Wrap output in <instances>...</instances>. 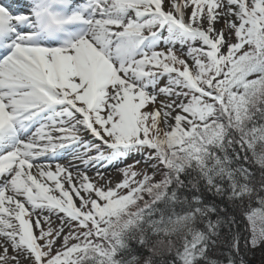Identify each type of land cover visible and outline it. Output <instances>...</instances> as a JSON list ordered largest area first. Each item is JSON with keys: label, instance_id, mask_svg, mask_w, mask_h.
<instances>
[{"label": "snow or ice", "instance_id": "1", "mask_svg": "<svg viewBox=\"0 0 264 264\" xmlns=\"http://www.w3.org/2000/svg\"><path fill=\"white\" fill-rule=\"evenodd\" d=\"M0 264H264V0H0Z\"/></svg>", "mask_w": 264, "mask_h": 264}, {"label": "rangeland", "instance_id": "2", "mask_svg": "<svg viewBox=\"0 0 264 264\" xmlns=\"http://www.w3.org/2000/svg\"><path fill=\"white\" fill-rule=\"evenodd\" d=\"M60 162H61V163H64V161H63V160H61ZM110 171H112V170L110 169Z\"/></svg>", "mask_w": 264, "mask_h": 264}]
</instances>
